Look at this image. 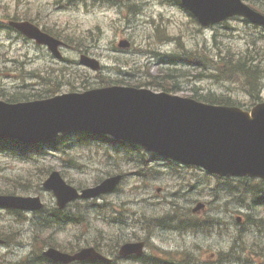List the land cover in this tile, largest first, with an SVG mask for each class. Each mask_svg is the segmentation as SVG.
<instances>
[{
	"label": "rangeland",
	"instance_id": "obj_1",
	"mask_svg": "<svg viewBox=\"0 0 264 264\" xmlns=\"http://www.w3.org/2000/svg\"><path fill=\"white\" fill-rule=\"evenodd\" d=\"M125 1L127 0H122L115 5H97L89 9L80 7L74 10L59 8L54 0H0V17L6 22L32 16L47 28L53 29L69 43V47L63 50L67 61L58 63L48 56V50L45 47H38L34 42L24 40L16 32L0 31V97L12 95L17 91L42 90L44 94V88L35 83L40 80L36 75L44 73V67L53 66L56 68L55 72H45L44 76L49 79V84L44 87H60V93L68 92L73 87L82 89L89 84L91 87H100L105 85L102 83L104 81L107 83L109 80H124L126 84L131 85H137L140 81L168 88L178 84L170 91L185 97H192L195 93L203 95L215 92L230 94L232 98L246 106L252 103L249 101V94L244 93L242 85L219 82L215 78H210L211 72H208L206 64L215 65L223 53L241 54L249 60L253 59V64L258 63L261 68L260 75L264 77V32L262 29L246 24L240 18H233L225 24L201 28L179 6H172L175 0L167 4H161V0H137L146 5L145 13L132 18L126 10L121 9L122 2ZM244 1L264 11V0ZM151 25L153 32L150 31ZM101 30L103 31V35L100 36L102 39L94 40V36L102 32ZM156 33L160 37H157ZM121 38L131 39L132 46L127 50L118 49L116 42ZM166 38L170 41L166 42ZM141 48L164 54L187 51L195 54V62L200 58L199 61L204 65L181 67L180 72L183 75L173 80H165L160 77L163 75L160 69L166 68L170 63L165 64L159 61L152 54L141 51ZM82 53L100 60L102 69L93 71L81 66L79 58ZM236 58L237 56L234 59ZM261 80L264 82V78ZM145 87L158 91L156 86ZM50 95L53 93L38 99ZM261 96L264 99V89ZM72 138L75 148L71 153L60 155L50 152L47 158L41 161L65 172L67 180L76 185L90 186L100 177L105 178L107 175L122 171L128 174L122 188L107 196L106 200H98L96 207H88L90 204L88 202H79L80 214H83L84 220L74 227L69 226L66 230L64 228L38 230L40 242L36 236L35 246L31 245V247L29 241L32 233L27 232L33 231L30 218L34 215L31 214L24 220L16 214L12 216L8 212L0 211V233L9 237L10 241L9 247L0 246L1 262L8 263L25 258L32 247L38 249L41 247L40 243L46 238L55 239L64 245L71 244L74 247L76 243L78 246L99 244L111 252L123 239L144 238L146 233L142 228L135 227L133 223V228H129L132 226L131 223L125 227L114 223L112 212L108 209L109 202L115 204L116 208L126 215H131V212L136 214L134 218L142 215L147 220L143 224L149 225L159 214V211L153 210L155 209L154 199L163 198L165 194L169 195L171 190H180L179 195L186 194L187 200L192 199L188 200L190 203L184 201L185 199H178L179 204L187 206L184 213L188 217H193V214L201 224L200 227H204L208 220H217L218 224L215 225L217 231L211 236L205 232L197 237L196 242H200L202 246L199 254L194 249L196 246L191 244L194 240L176 236L173 231L156 230L149 236L152 245L162 243V247L187 248L188 251L197 254L199 261L203 263L205 259L211 258H216L214 261L216 263L219 253L230 252L231 254L232 246L231 264H255L246 259L252 253H256L254 258L257 262L263 260L264 263V192L262 188L256 189L258 194L255 192L253 195L250 189L248 193H245L244 185H240L239 182H231L236 188H230L229 181L206 176L202 171L199 172L202 180L199 187L185 188L186 183L181 182L174 170L166 169L158 164L155 165L157 169L145 171L151 180L147 181V177H142L141 180L135 174L139 170L135 164L125 162L123 156L112 158L110 157L112 155H108L105 147L109 146V143L96 141L91 149H86L79 147L76 138L73 140ZM96 146L102 147L96 148ZM29 165L7 153L0 154L2 191L8 189L17 193L38 194L36 191L43 183L40 178L43 177L44 172L34 169L28 175L26 173L31 167ZM113 165L118 167L112 168ZM5 176L8 178L7 181L4 179ZM27 179L30 181L28 182ZM158 187L164 190L160 195L156 190ZM39 192L50 209L55 203L53 195L42 190ZM199 203H204L205 208H202L199 213H193L192 209ZM178 207L179 205L177 209ZM86 209L89 210V216L85 214ZM246 215L253 217L247 219ZM239 216L243 218V221H237ZM249 248L250 254L249 251L247 252ZM229 258V256L224 257V259ZM158 262L164 264L161 260ZM120 264L141 263L121 261Z\"/></svg>",
	"mask_w": 264,
	"mask_h": 264
},
{
	"label": "water",
	"instance_id": "obj_2",
	"mask_svg": "<svg viewBox=\"0 0 264 264\" xmlns=\"http://www.w3.org/2000/svg\"><path fill=\"white\" fill-rule=\"evenodd\" d=\"M201 22L208 26L240 15L253 23L264 25V15L242 0H182ZM20 29L33 33L29 23H16ZM42 35V34H41ZM57 42L53 41L56 47ZM121 46H128L123 42ZM94 69L95 60L83 59ZM87 130L110 134L139 144L187 165H199L221 176H250L264 179V102L251 112L234 106H216L190 98L149 89L110 86L84 94H67L48 100L10 104L0 101V139L14 138L39 142ZM122 176L104 180L83 191L89 198L113 191ZM63 207L80 195L67 185L57 172L45 183ZM40 198L0 195V205L23 209H40ZM141 244H127L122 253L138 251ZM46 255L65 261L95 259L101 256L93 248L68 256L50 249Z\"/></svg>",
	"mask_w": 264,
	"mask_h": 264
},
{
	"label": "trees",
	"instance_id": "obj_3",
	"mask_svg": "<svg viewBox=\"0 0 264 264\" xmlns=\"http://www.w3.org/2000/svg\"><path fill=\"white\" fill-rule=\"evenodd\" d=\"M220 58H221L220 61H222V63H223V68L221 66H217L216 68L220 69V71L224 74V78L226 77L228 79H233L237 75H241V76H243L246 79L251 78L250 74L246 73V65L241 60L237 61L236 63H232L231 64L232 60L230 59L228 53H225V56L222 55ZM226 62H228L230 64V66L226 65ZM206 66H207V69H208V65L207 64H206ZM210 71L211 70H209L208 72H210ZM162 74H163L165 79H168V78H171V77H175L174 71H172V70H163ZM253 77H256V75H253ZM256 81H257V79L255 80V82L251 81V92L255 91V94L254 95L252 94L254 101L260 99V98H258L259 87L257 86ZM33 96H35V94L30 93V92H28L27 94L24 93V92H16V93L8 96V100L17 101V100H22V99H31V98H33ZM195 97L199 98L200 100H203V101H206V102H210V103L234 104V102L232 101L231 98L224 97V96H217V95L209 94V95H205V96H197V95H195ZM8 144H18V143L17 142L11 143L9 141H5V142H1L0 143V147H2L3 145L9 146ZM116 145L122 146L123 144L116 143ZM124 145H125V147H131V146H128L126 144H124ZM242 182L244 183L243 185L245 187V192H246V190H248L249 186H250V188L253 189L254 193H255V190L258 189V188H262L263 192H264V182H262V181L244 180Z\"/></svg>",
	"mask_w": 264,
	"mask_h": 264
},
{
	"label": "bare ground",
	"instance_id": "obj_4",
	"mask_svg": "<svg viewBox=\"0 0 264 264\" xmlns=\"http://www.w3.org/2000/svg\"><path fill=\"white\" fill-rule=\"evenodd\" d=\"M239 238V237H238Z\"/></svg>",
	"mask_w": 264,
	"mask_h": 264
}]
</instances>
